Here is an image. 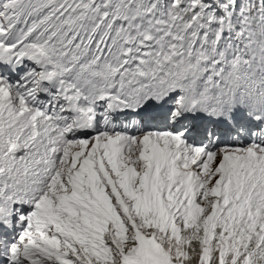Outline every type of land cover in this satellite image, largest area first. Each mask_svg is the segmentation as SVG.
<instances>
[{
  "label": "snow or ice",
  "instance_id": "obj_1",
  "mask_svg": "<svg viewBox=\"0 0 264 264\" xmlns=\"http://www.w3.org/2000/svg\"><path fill=\"white\" fill-rule=\"evenodd\" d=\"M0 264H264V0H0Z\"/></svg>",
  "mask_w": 264,
  "mask_h": 264
}]
</instances>
